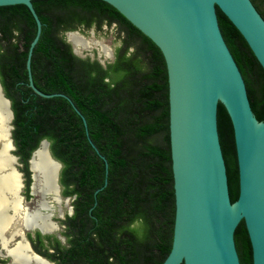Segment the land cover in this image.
<instances>
[{"label":"trees","instance_id":"1","mask_svg":"<svg viewBox=\"0 0 264 264\" xmlns=\"http://www.w3.org/2000/svg\"><path fill=\"white\" fill-rule=\"evenodd\" d=\"M32 3L42 23L31 56L33 83L44 93L70 97L86 119L89 138L107 161L106 172L68 100L42 97L28 85L27 50L36 32L28 8L0 6V83L13 112L14 144L27 159L46 139L51 155L61 163L63 195L73 197V213L63 220L66 244L55 239L52 255L59 264H161L171 248L175 213L163 55L102 0ZM216 13L251 109L261 121L264 71L235 26L218 8ZM103 25H114L119 40L113 60L105 65L79 57L64 37L66 31L101 30ZM217 126L233 202L238 197L237 162L231 121L221 103ZM37 236L49 238L38 232ZM234 240L240 264H252L243 220Z\"/></svg>","mask_w":264,"mask_h":264},{"label":"water","instance_id":"2","mask_svg":"<svg viewBox=\"0 0 264 264\" xmlns=\"http://www.w3.org/2000/svg\"><path fill=\"white\" fill-rule=\"evenodd\" d=\"M32 1L0 0V6L23 4L36 24L26 57L28 85L42 97L61 96L69 101L107 172V161L89 138L86 119L70 97L64 93H44L33 83L31 56L42 23ZM102 1L147 36L161 51L166 65L175 213L171 248L161 264H240L234 232L242 220L252 264H264V118L259 121L251 109L243 76L219 28L216 8L239 31L264 71L263 17L251 0ZM73 52L76 54L74 49ZM0 95L7 100L13 119L10 100L1 83ZM218 103L226 109L233 131L238 172V197L233 202L219 140ZM8 139L12 147L9 154L16 160L11 131ZM43 141L48 144L49 159L59 167L55 180L58 196L68 201L70 197L60 192L61 163L51 155L46 139L39 145ZM34 151L29 159L32 186L36 178L31 167ZM14 163L11 167L16 171ZM106 182L105 178L104 185ZM68 213H72V206ZM28 230L21 228L8 245L23 240L40 256L32 249L26 235ZM7 264H13L12 260Z\"/></svg>","mask_w":264,"mask_h":264},{"label":"bare ground","instance_id":"3","mask_svg":"<svg viewBox=\"0 0 264 264\" xmlns=\"http://www.w3.org/2000/svg\"><path fill=\"white\" fill-rule=\"evenodd\" d=\"M68 41L72 43L73 49L77 54L81 48L89 47L92 43H97V41L84 38L76 31L68 32ZM105 51L107 52L106 54H109L107 49ZM11 122V112L8 108L7 100L3 99L0 95V242L5 250L4 255L10 256L13 264H48L46 263V259L33 253L23 240H21L22 242H16L14 245L7 244H9L13 236L20 233L21 228H28L30 230L39 227L40 229H36L50 233L58 227L57 222L52 220L51 213H49L50 205L45 200H60L58 201L59 206L64 200V204L67 205L66 199H61L58 196V187L55 183L59 167L56 162L49 159L47 153L48 144L46 141H43L32 155L31 167L36 174L33 190L39 191L44 198L38 202L36 208L29 210L27 207H22V205L20 208V199L17 194L20 187L19 177L11 167V164L15 162V158L8 155L12 148L8 139V132L11 131ZM43 192L44 195L42 194ZM22 208L27 209L21 211ZM8 209H11L13 214H9ZM41 209H47L48 212H41ZM62 214H58V216L61 217ZM9 227L13 228L10 237L7 238L5 231Z\"/></svg>","mask_w":264,"mask_h":264},{"label":"flooded vegetation","instance_id":"4","mask_svg":"<svg viewBox=\"0 0 264 264\" xmlns=\"http://www.w3.org/2000/svg\"><path fill=\"white\" fill-rule=\"evenodd\" d=\"M252 3L254 4V6L256 7V9L258 10V12L260 14H261V11L264 12V4H262V6H259V5H257V3L256 4L254 2H252ZM261 16L264 19V16L262 14H261ZM67 32L68 31H66L65 33H67ZM14 146H15V144H14ZM12 154L16 156L14 166L16 169L15 172L18 174L19 183H20V187H19L18 192H17L18 197L20 199V208L22 205V207H27L29 210H31L33 208H36V206L38 205V202L42 198L39 191L33 190L34 187L32 185H33L34 180L32 178V171L30 170V164H29V159H30L31 155L27 159H25L24 155L18 151L16 146H15V149L12 150ZM8 155H10V154L8 153ZM60 189H61V191H60L61 195L65 196V195H63V186L61 184H60ZM42 194L44 195V192ZM45 201L48 203V205H50L49 213H51L52 220L57 222L58 227L57 228L55 227L56 229L54 231H52L50 233H45V234H43L42 231L39 230L40 229L39 227H36L39 229L34 228L31 230H28L26 232V235H27V238H28V240L32 246V249L37 254H39L42 258L46 259L48 262L46 260L38 257V256H36V257L42 259L43 261H46V263H48V264H59V260L56 259L55 256H53L52 254H53L54 248H55L54 247L55 246V241H54L55 239H58L61 244H66V237L63 235L64 229H65V224L63 223V220L66 217V216H64V213H63V206H67V205L66 204L64 205V202H65L64 200L61 203V206H59V203H58V201H60V200L56 201V199H55V201H54L51 199H47ZM53 203H54V205H52ZM55 203L58 206L57 209L55 208ZM53 206H54V209H53ZM70 206H72V204ZM27 208H22L21 211H23L24 209H27ZM41 212H48V210L47 209H45V210L41 209ZM8 213L13 214V211L11 209H8ZM72 213H73V206H72ZM58 214H60V215L62 214V216L59 217ZM71 214H67V215H71ZM50 217H49V220H50ZM54 226H56V225L54 224ZM62 227H63V229H61ZM12 228L13 227H9V228H7V231H5V236L7 238L10 237V233L12 231ZM37 232L41 235L49 236V238H46V237L45 238H39L37 236ZM19 242H22V241H19ZM0 247L2 248V250H4L3 246L1 245V242H0ZM0 253H1V251H0ZM46 254H48V256ZM8 262H9V259L6 263H8ZM31 264H33V263H31Z\"/></svg>","mask_w":264,"mask_h":264},{"label":"rangeland","instance_id":"5","mask_svg":"<svg viewBox=\"0 0 264 264\" xmlns=\"http://www.w3.org/2000/svg\"><path fill=\"white\" fill-rule=\"evenodd\" d=\"M79 34H81L84 38L89 40L97 41V43H92L89 45V47H83L79 50V53L77 54L81 58H90V59H96L101 64L105 65L106 63L113 60V54L116 46L119 45V40L117 38L116 34V28L114 25H111L110 27H107L105 25L102 26L101 30H96L94 27H91L86 30H75ZM71 32V31H70ZM65 39L68 41V32L64 34ZM72 48L73 45L70 41H68ZM107 49L109 51V54H106L105 51ZM73 197H70V199L67 201V206H63V213L64 216L69 214V208L71 205V200ZM65 205V204H64ZM61 206V205H60ZM55 208L58 207L55 204ZM63 229V227L61 228ZM0 251L2 254H0V264H7L6 261L1 262V260H10V257L4 255L5 251L1 249Z\"/></svg>","mask_w":264,"mask_h":264}]
</instances>
